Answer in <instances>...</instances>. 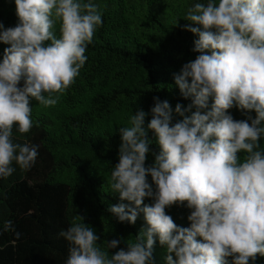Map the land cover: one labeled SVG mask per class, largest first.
Listing matches in <instances>:
<instances>
[{
	"label": "clouds",
	"instance_id": "obj_1",
	"mask_svg": "<svg viewBox=\"0 0 264 264\" xmlns=\"http://www.w3.org/2000/svg\"><path fill=\"white\" fill-rule=\"evenodd\" d=\"M15 9L16 26L0 22V43L8 45L0 60V178L12 175L13 165L34 166L39 146L14 140V129L31 131V100L57 104L103 23L92 0H15ZM185 20L191 22L185 30L198 37L192 51L199 55L174 80L191 103L175 106L183 117L175 123L171 105L158 97L146 125L148 113L132 114L119 128V160L108 181L128 202L108 211L131 224L143 213L146 226L113 254L120 239L101 247L95 229L77 215L59 233L69 245L65 264H153L157 237L167 264H255L264 257V0L198 2ZM233 107L254 111L255 118L236 120ZM150 132L160 151L146 166ZM145 198L153 203L145 205ZM173 205L191 210L190 227L166 213ZM3 231L21 235L12 220Z\"/></svg>",
	"mask_w": 264,
	"mask_h": 264
},
{
	"label": "trees",
	"instance_id": "obj_2",
	"mask_svg": "<svg viewBox=\"0 0 264 264\" xmlns=\"http://www.w3.org/2000/svg\"><path fill=\"white\" fill-rule=\"evenodd\" d=\"M92 2L103 23L87 47L79 76L54 106L31 100L34 123L29 133L14 129V140L39 146L38 157L30 170L13 165L15 172L0 178V264H65L69 245L59 233L77 215L95 229L101 247L106 249L105 241L120 239L110 253L126 249L146 223L143 213L131 224L119 222L108 211L110 206L128 203L111 192L108 183L119 160V128L128 126L129 117L140 109L148 113L146 125L154 97L169 102L173 123L183 119L175 106L186 108L191 103L180 93L174 76L199 55L192 51L198 37L184 26L191 23L185 20L187 9L206 0ZM0 22L5 28L16 26L15 0H0ZM54 31L59 36L58 23ZM5 47L0 43V60ZM229 114L236 120L256 115L237 107ZM149 136L153 143L146 166L154 161L152 153L160 151L151 132ZM260 144L264 148V137ZM148 180L151 183L150 176ZM152 203L145 198V205ZM190 211L179 205L166 209L180 227H190ZM7 220L13 221L19 239L14 232L3 231ZM166 255L157 237L153 264H167ZM255 264H264V257Z\"/></svg>",
	"mask_w": 264,
	"mask_h": 264
}]
</instances>
